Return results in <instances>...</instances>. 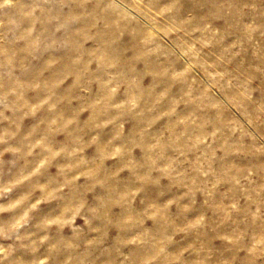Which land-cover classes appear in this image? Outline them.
Returning <instances> with one entry per match:
<instances>
[{
    "label": "clouds",
    "instance_id": "9594fccd",
    "mask_svg": "<svg viewBox=\"0 0 264 264\" xmlns=\"http://www.w3.org/2000/svg\"><path fill=\"white\" fill-rule=\"evenodd\" d=\"M0 264H264V0H0Z\"/></svg>",
    "mask_w": 264,
    "mask_h": 264
}]
</instances>
